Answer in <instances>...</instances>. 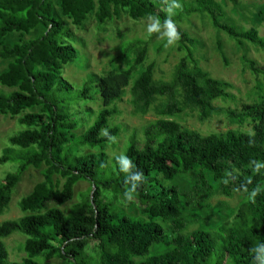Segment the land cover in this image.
<instances>
[{"label":"trees","instance_id":"16d2710c","mask_svg":"<svg viewBox=\"0 0 264 264\" xmlns=\"http://www.w3.org/2000/svg\"><path fill=\"white\" fill-rule=\"evenodd\" d=\"M55 2L61 16L75 27L92 13L100 26L121 12L134 21L155 17L163 23L168 6L164 0H0V59L7 61L0 85L13 90L0 92V114L17 118L21 127L0 157V165L19 162L17 172L0 184V215L10 205L22 173L44 167V180L18 203L26 215L0 224V264H42L40 258L44 264L52 259L68 264H256L252 249L264 243V169L253 172L251 161L264 162V97L239 109L215 107L217 101L235 100L232 85L198 66L192 55L195 41L178 25L185 15L206 16L240 47L247 42L264 51L256 28L239 31L224 22L225 12L215 0L180 1L182 9L173 19L180 34L177 48L184 55L172 79L156 81L155 64H146L148 42L130 41L122 55L133 54L128 67L94 75L95 85H84L76 97L100 103L90 122V109L88 117L79 119L78 108L63 105L71 99L72 86L61 75L74 61L76 49ZM33 32L38 36L25 38ZM14 33L21 37L9 43L7 38ZM243 61L254 75L261 73L253 60L243 56ZM127 91L135 114L144 116L156 107L159 119L143 127L142 145L135 136L129 139L123 155L133 167L121 171L118 157L109 160L106 154L115 141L105 131L120 135V128L110 123ZM34 109L36 113L27 112ZM186 110L196 112L200 122L222 114L232 125L250 130L203 136L169 120ZM80 126L85 130L78 135ZM82 147L92 153H84ZM140 171L141 184L135 179ZM184 176L192 178L191 185L183 183ZM80 182L89 183V191L65 215L57 207L74 198ZM253 190L257 194L249 198ZM128 193L147 220L130 217L106 200L117 196L131 204ZM216 195L228 199L240 195L244 200L231 218L211 229L207 209ZM50 203L56 207L42 212ZM189 211L197 214L189 223L203 227L187 232L184 217ZM16 232L26 237V257L10 263L4 240ZM160 246L164 251L154 254Z\"/></svg>","mask_w":264,"mask_h":264},{"label":"rangeland","instance_id":"374dc122","mask_svg":"<svg viewBox=\"0 0 264 264\" xmlns=\"http://www.w3.org/2000/svg\"><path fill=\"white\" fill-rule=\"evenodd\" d=\"M97 0H95L96 2ZM169 3V0H164ZM184 3H191L194 0H180ZM219 3L224 12V22L234 25L239 31H246L251 28H256L260 37L264 39V0H215ZM55 9L57 15L65 22L69 31L71 32L72 45L76 49L74 61L65 66L62 71V77L70 83L68 101L63 103L64 106H72L78 108L80 111V118L88 117V109H90L92 117L90 122L94 119V115L100 108V103L88 102L82 99H76L79 91L86 84L87 86H94L96 78L105 71L113 68H127L131 62L133 54L128 52L126 56L122 57L123 50L126 45L134 40L140 39L148 42L147 63L155 64L154 77L156 81H170L174 75V69L179 60L183 57V53L178 51L177 42L174 46L168 48L164 47L166 38L161 34H148L146 32V24L148 18L134 21L126 14L120 13L118 17L112 21H107L100 26L95 18L94 13L90 14L83 22L81 27H75L71 21L62 17L59 8L55 2ZM260 12V15L258 14ZM178 28L184 31L189 38L195 41L192 47L193 59L198 63V66L207 72L212 78L228 82L232 85L230 92L234 96V101H217L214 106L223 109H239L244 104L257 103L261 97H264V51L257 48L250 43H244L240 47L237 43L227 37V35L215 29L206 16L199 14L185 15ZM38 32H33L26 35L25 38H35ZM20 34H11L7 39L9 43L17 42L20 39ZM24 38V36H23ZM221 47V53L219 48ZM243 56L253 60L261 73L254 75L249 66L243 61ZM227 62V64H225ZM7 61L0 59V74L5 71ZM95 75V76H94ZM260 82V83H259ZM13 90L2 87L0 85V92L4 94L11 93ZM95 91L92 90L91 94ZM67 97V96H66ZM67 97V98H68ZM119 114L111 121V126H118L120 128V135L116 138L113 145H109L106 154L109 160L114 157H119L123 154L128 145V141L132 136H135L139 144H143L144 137L142 133L143 127L159 119L156 115L155 108L146 115H138L133 112L131 105V97L126 92L122 102L116 104ZM27 112L36 113L37 110H30ZM17 118L11 116H4L0 114V157L5 155L6 147H9V138L16 132L21 130L17 124ZM169 120L176 121L182 127L196 131L203 136L225 132L229 129L236 131L248 132V126L240 127L237 124L232 125L224 115H216L211 119L200 122L196 112L189 110L182 114L173 117ZM80 125L81 121L79 122ZM85 130V127L80 126V130L76 133L80 135ZM84 153H92L86 147H82ZM26 152V151H24ZM25 155V154H24ZM19 167V162L8 161L0 165V184L8 174L16 173ZM28 168L22 173L19 182L12 190V199L8 208L0 215V224L5 221L18 220L26 215L20 211L18 203L20 200L28 196L34 186L41 183L43 179L42 170ZM58 177L54 178L56 181ZM185 185H191L192 178L184 176L181 179ZM90 185L87 182H80L74 188V198L59 208L65 215H68L73 205L78 201L83 200L89 191ZM106 200L113 206L122 210L126 215L147 220L143 216L140 206L133 201L131 204L124 202L117 196H106ZM244 200L243 196H234L228 199L221 195H216L210 201L211 210L207 209L212 224L209 228L221 221H226L233 216L236 208ZM56 207L54 204H46L42 212L48 208ZM196 211H189L185 214V220L188 223L196 218ZM188 231L191 232L203 227L200 223H192L188 225ZM26 237L19 232L12 234L9 238L4 240V244L9 254V262H21L25 257L23 246ZM164 251L163 247H157L153 252L158 254ZM39 262L44 264L42 258ZM46 264H68L60 259H52Z\"/></svg>","mask_w":264,"mask_h":264},{"label":"clouds","instance_id":"9594fccd","mask_svg":"<svg viewBox=\"0 0 264 264\" xmlns=\"http://www.w3.org/2000/svg\"><path fill=\"white\" fill-rule=\"evenodd\" d=\"M182 9V5L180 0H169L167 6V17L164 19L163 23H161L155 17H148V23L146 24V32L148 34H158V37L163 34L166 38V42L164 43V47L168 48L170 46H174L177 41L180 39V34L177 31L176 23L173 19V16L176 14V10ZM105 136L108 137L109 140L115 141L116 137L109 135L107 131H105ZM117 162L121 171H127L129 168L133 167L132 160L127 155H120L117 158ZM252 171L260 174L261 170L264 169V162L260 161H251ZM135 179L141 184L144 179V174L140 171ZM243 190L245 192L248 191L246 186H243ZM257 194V190H253L249 194V198L254 197ZM128 200H132L133 196L131 193L126 194ZM252 252L255 254V262L257 264H264V243L259 244L258 246L252 249Z\"/></svg>","mask_w":264,"mask_h":264},{"label":"water","instance_id":"95a60500","mask_svg":"<svg viewBox=\"0 0 264 264\" xmlns=\"http://www.w3.org/2000/svg\"><path fill=\"white\" fill-rule=\"evenodd\" d=\"M91 194H93V193H91Z\"/></svg>","mask_w":264,"mask_h":264}]
</instances>
